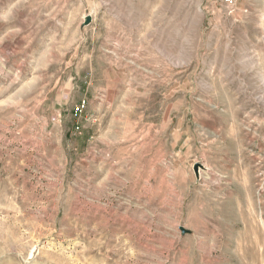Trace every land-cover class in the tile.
Returning a JSON list of instances; mask_svg holds the SVG:
<instances>
[{"label": "rangeland", "instance_id": "rangeland-1", "mask_svg": "<svg viewBox=\"0 0 264 264\" xmlns=\"http://www.w3.org/2000/svg\"><path fill=\"white\" fill-rule=\"evenodd\" d=\"M237 1L0 0V264H264V0Z\"/></svg>", "mask_w": 264, "mask_h": 264}, {"label": "built area", "instance_id": "built-area-1", "mask_svg": "<svg viewBox=\"0 0 264 264\" xmlns=\"http://www.w3.org/2000/svg\"><path fill=\"white\" fill-rule=\"evenodd\" d=\"M225 10L233 15L237 10L238 1L237 0H218ZM86 106V101H83L81 104L75 107L74 113L76 116H80L84 112V108Z\"/></svg>", "mask_w": 264, "mask_h": 264}, {"label": "water", "instance_id": "water-1", "mask_svg": "<svg viewBox=\"0 0 264 264\" xmlns=\"http://www.w3.org/2000/svg\"><path fill=\"white\" fill-rule=\"evenodd\" d=\"M88 21H91V16H88V19H87Z\"/></svg>", "mask_w": 264, "mask_h": 264}]
</instances>
